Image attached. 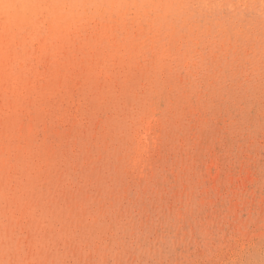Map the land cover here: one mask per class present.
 I'll use <instances>...</instances> for the list:
<instances>
[{"label": "bare ground", "instance_id": "obj_1", "mask_svg": "<svg viewBox=\"0 0 264 264\" xmlns=\"http://www.w3.org/2000/svg\"><path fill=\"white\" fill-rule=\"evenodd\" d=\"M216 120L226 127L227 134H235L232 138L235 143L243 139L236 133L259 134L264 131V0H0V264H35L39 263V257L50 256L48 241L42 253L40 250L32 253L28 246H24L20 241L19 219L30 232L28 245L35 248L42 244L46 229L53 228L54 235L59 238L66 235L59 232L62 223L76 221L82 229L74 232L77 241L78 238L82 242L90 238L102 245L110 238L113 242H109V249L113 250L114 240L125 230V220L121 215L122 212L126 215V209L114 198L124 192L127 185L123 187V180L139 174L146 176L151 168L155 178L166 170L165 166L173 167L174 160H179L183 153L181 144L184 145V138L187 136L188 143L192 141L188 138L191 129L212 134L219 126ZM67 124H70L65 130L68 133L54 132V127L58 130L55 125L63 128ZM206 138L195 141L196 150L191 156L184 155L186 161L197 156L195 167L182 175V178L186 177L190 191H196L199 181L195 178L205 173L206 178H214L220 172L216 181L222 189L228 188L222 168L224 162L228 163L225 161L228 155L224 154L225 160L217 155L216 168L211 172L197 166L209 145ZM90 145L95 147V152L90 151ZM156 151L164 157L154 158ZM78 157L81 158L78 168L87 182L85 190L101 184L102 196L106 200L113 198L107 210L113 225L108 224L111 221L103 214L91 221L85 215L78 216L76 211L82 202L89 206L94 201L85 197V193L84 197L80 195L79 208L70 210L63 207L66 198L50 196L48 186L53 180L55 186L58 185V195L66 192L64 178L73 176L75 164L72 166V161ZM84 157L89 158V164L82 162ZM50 203L51 209L48 207ZM86 213L91 214V210ZM247 236L245 239H249ZM53 237L49 233L48 240H58ZM162 238L164 240L165 237ZM239 238L242 241L243 238ZM125 247L130 246L127 244ZM51 258L59 262L58 252H54ZM253 260L248 264H256ZM55 262L48 260V264Z\"/></svg>", "mask_w": 264, "mask_h": 264}, {"label": "rangeland", "instance_id": "obj_2", "mask_svg": "<svg viewBox=\"0 0 264 264\" xmlns=\"http://www.w3.org/2000/svg\"><path fill=\"white\" fill-rule=\"evenodd\" d=\"M216 124L219 123V120L215 121ZM222 123H219V126L213 131L212 134H203L198 132L196 129H191L190 135H188V138H190L192 141L191 142H187V136L184 138L185 142L183 141V144H181L183 150V153H181V156L178 159L174 160L173 162V167L171 168H167V166H165L164 168L166 169L165 171H162L159 176H156L154 178V174H153V169H149V173L145 175L140 176L136 175L134 177H128L126 179L123 180V187L124 192L122 193V195H118L115 196L114 198H117L118 202L120 203V205H122L121 207L124 208L125 207V213L126 215L123 214L122 212V217H124V227L125 230L123 229L116 240L115 241V246L113 247V250L110 251L109 248H111V244L113 242V239L108 238L107 241L104 240V242L102 243V245L99 244L98 240H92L90 238H87L85 241H81L78 238L74 237V232H80L82 231V229L80 228L81 224L77 223L76 221H69L66 222L64 221L62 223L63 226H60L59 228V232L61 234L66 233V235L64 234L63 236H60L59 238H57L54 235V229L50 228V229H46L45 232V236L44 239L42 240V244L38 246V248H35L34 246H30L28 244H30V239H31V235L30 232L28 231V229H25L26 227H24L22 225V220L19 219V223H20V241L23 242L24 246L30 249V251L32 253H35L37 251H39V253H42V251H44L43 249L46 247L47 245V241L49 243V245L51 246L50 249V256H45V257H39L38 262L39 263H35V264H48V260L51 259L52 262L53 258H51L52 254L54 252H58L59 254V262H55V264H63L64 262H66V264H83V263H87V264H127V258L128 259V264H209L210 262H213L211 264H248L250 260L255 261L256 264H264V236H262L264 234V131H262L261 133H252V132H247V133H236V135L241 136L240 139L237 143L233 142L234 135L235 134H227V129L225 126H221ZM70 126V124L65 125L63 128L60 127V125H55L58 130H56V128L54 127L53 130L54 132L57 131L58 133L56 134H64V131L68 130L69 128H67V126ZM68 126V127H69ZM43 127H46V125H43ZM44 129V128H43ZM61 130L63 132H61ZM65 131V132H66ZM60 132V133H59ZM68 133V132H66ZM260 135V136H259ZM190 136V137H189ZM204 136V137H203ZM205 136H207L206 141L208 147H207V151L205 153H203L201 155L200 158V163L199 165L197 164V166H201L202 169H210V172L213 171L214 168H216V156H220L224 159V154L228 155V159L225 160L228 163H223L222 168H223V175L224 178L227 180V189H222V187L217 183L216 178L217 175L219 176L221 173L218 172L217 175H215V177L213 178L212 176H209L208 178L205 177V174H200L198 175L195 179H197L199 181L198 187L196 189V191H190V186L186 177L182 178V175L186 172V170L192 169L193 167H195V162L194 160L197 159V156H193V162L192 161H186L184 159V155L186 156H191V153H194V150H196V144L195 141L198 140H203L205 138ZM257 138V139H256ZM263 138V139H262ZM194 140V141H193ZM262 140V141H261ZM55 142V141H54ZM193 142V143H192ZM247 144V145H246ZM212 146V148H211ZM257 146V147H256ZM73 148H75V150L77 149L75 146H72ZM72 148V151L74 152L75 150ZM90 151L91 152H95V147H93V145H90ZM185 151V152H184ZM187 151V152H186ZM248 151V152H247ZM259 151V152H258ZM157 153V154H156ZM189 153V154H188ZM159 154V156H158ZM197 154V153H196ZM247 154V155H246ZM215 155V156H214ZM171 156L173 157L174 155L171 154ZM156 157H164V154H161L160 152L156 151L154 154V158ZM177 157V156H176ZM254 157V158H253ZM209 158V159H208ZM247 158V160H246ZM251 158V159H250ZM81 159V158H80ZM79 157L74 159L72 162V166L75 164V167L73 166L74 172H73V176L71 178H64V190H66V192H61V194L58 195V185H56V183L53 180V183H51L48 188L49 189V193L50 196H57V197H62L64 199L63 202V207L66 209H72L73 207L75 208H79V202H80V195L88 198H92L94 199L93 203H91L89 206L86 205L84 202H82L80 204V208L79 210H77V214L78 216L82 217L85 215L86 219L91 221L90 219H96L98 216H100L101 214L107 217V220L112 219V217L110 216V214L108 213V209L111 207V202L110 199L112 201L113 198H107V200L105 199V197L102 196V185L101 184H97L95 186V188L90 189V187H87V189L85 190L84 185H86V181L84 180V174L81 173V169L78 168L80 167V165L78 163H81ZM87 158H83L82 162H84L85 164H89L90 160L89 158L86 160ZM262 159V160H261ZM77 160V162H76ZM209 160V161H208ZM86 161V162H85ZM89 161V162H88ZM208 161V162H207ZM212 163H211V162ZM244 161V162H243ZM215 163V164H214ZM78 164V165H77ZM180 164V165H179ZM192 164V165H191ZM226 164L228 166H226ZM240 164V166H239ZM96 166V165H95ZM184 166V167H183ZM254 166V167H253ZM192 167V168H191ZM209 167V168H208ZM231 167V168H230ZM244 169H243V168ZM258 167V169H257ZM78 168V169H77ZM95 168V167H94ZM182 168V169H181ZM171 169V170H170ZM233 169V172H232ZM235 169V170H234ZM239 169V171H238ZM243 169V170H242ZM80 170V171H79ZM254 170V171H253ZM151 171V172H150ZM220 171H221V167H220ZM225 171V172H224ZM248 171V172H247ZM222 172V171H221ZM229 172V173H228ZM247 172V173H246ZM261 172V173H259ZM76 173V174H75ZM174 173V174H173ZM181 173V174H180ZM225 173V174H224ZM248 175H246V174ZM244 176H243V175ZM252 174V175H251ZM83 176V179H81V177ZM148 175L149 178H148ZM227 175V176H226ZM235 175V177H233ZM256 175V176H255ZM260 175V176H259ZM138 176V177H137ZM180 176V177H179ZM187 176V175H186ZM246 176V178H245ZM248 176V178H247ZM141 177V178H140ZM231 177V178H229ZM237 177V178H236ZM242 177V179H241ZM251 179H250V178ZM255 177V179H254ZM79 178V179H78ZM134 178V179H133ZM139 178V180H138ZM144 178V179H143ZM147 178V179H146ZM213 179V180H210ZM236 178V179H235ZM67 179V180H66ZM69 179V180H68ZM136 179V180H135ZM202 179V180H201ZM230 179V181H229ZM74 180V181H73ZM126 180V182H125ZM138 180V181H137ZM145 180V181H144ZM151 180V181H150ZM207 180V181H206ZM246 180V181H245ZM259 180V181H257ZM69 181V182H68ZM129 181V182H128ZM212 181L214 182L212 187L210 186L212 184ZM245 181V183H244ZM249 183H248V182ZM76 182V183H75ZM128 182V183H127ZM169 182H171L169 184ZM201 182V183H200ZM233 182V183H232ZM238 182V183H237ZM242 182V184H241ZM260 182V183H259ZM66 183V185H65ZM70 183V184H67ZM78 183V184H77ZM82 183V184H81ZM99 183V182H98ZM132 183V184H131ZM159 183V184H158ZM263 183V184H262ZM80 186L79 188L77 187V185ZM140 186H139V185ZM145 184V185H143ZM187 184L186 185H183ZM207 184V185H206ZM209 184V186H208ZM236 184V185H235ZM239 186H238V185ZM258 186H257V185ZM73 187H72V186ZM130 185V186H129ZM148 185V186H147ZM219 187H218V186ZM245 185V187H244ZM254 185V186H253ZM100 186V188H99ZM208 186V187H206ZM217 186V188H216ZM243 186V187H242ZM132 187V188H131ZM142 187L145 189L143 190ZM152 187V189H151ZM164 187V188H163ZM180 187V188H179ZM202 187V188H201ZM231 189H230V188ZM56 188V190H55ZM156 188V190H155ZM159 188V189H158ZM207 188V189H206ZM235 188V190H233ZM241 188L243 190H241ZM251 188V189H250ZM69 189V190H67ZM76 189V190H74ZM78 189V190H77ZM95 189V190H94ZM173 189V190H172ZM183 189V190H182ZM260 189V190H259ZM71 190V191H70ZM80 190V192H79ZM88 190V191H87ZM99 190V192H98ZM175 190V191H174ZM213 190V191H212ZM215 190V191H214ZM227 190V191H226ZM232 192H231V191ZM247 190V191H246ZM74 191V192H73ZM94 191L95 193L92 194L91 196V192ZM151 191V192H150ZM166 191V192H165ZM181 193H179V192ZM187 191V192H185ZM219 191V192H216ZM226 191V192H225ZM257 191L259 193H257ZM73 192V193H72ZM76 192V194H75ZM89 192V193H88ZM101 192V193H100ZM138 192V193H137ZM176 192V193H175ZM191 192V193H190ZM210 192V193H209ZM217 194H216V193ZM225 192V193H224ZM239 194L236 195L235 194ZM246 192V193H245ZM87 193L89 196H87ZM100 193V194H99ZM125 193V194H124ZM172 193V194H171ZM186 193V194H185ZM190 193V194H189ZM205 193H207L205 195ZM241 193V194H240ZM244 193V194H243ZM255 193H257L258 195H256ZM70 194V195H69ZM72 194V195H71ZM78 194V195H77ZM137 194V197H136ZM160 194H163L160 195ZM175 194V195H174ZM189 194V195H188ZM202 194V195H201ZM204 194V195H203ZM221 196V198L218 196ZM227 194V196H226ZM229 194V195H228ZM253 194V196H252ZM211 195V196H210ZM236 197H235V196ZM241 195V196H240ZM247 195V196H246ZM72 196V197H71ZM83 196V197H84ZM157 198H156V197ZM161 196V197H160ZM171 196V197H170ZM186 196V197H185ZM202 196V197H201ZM229 196H230V202L231 204L228 203L229 201ZM252 196V197H251ZM255 196V197H254ZM95 197V198H94ZM100 197V199H98ZM167 197V198H166ZM176 197V198H174ZM190 197V198H188ZM206 197V198H205ZM235 197V198H234ZM241 197V198H240ZM246 200V202L243 201V199ZM245 197V198H244ZM247 197V198H246ZM258 197V199H257ZM122 198V199H121ZM129 198V200H128ZM135 198V199H134ZM141 198V199H140ZM171 198V199H170ZM180 198V199H179ZM203 198V199H202ZM211 198V200H210ZM226 198V199H225ZM252 198V199H251ZM256 198V200H255ZM71 199V200H70ZM79 199V200H78ZM134 199V200H133ZM170 199V200H169ZM182 199V200H181ZM205 199V200H204ZM213 199L215 201H213ZM228 199V200H227ZM260 199L261 202L259 201ZM76 200V201H75ZM78 200V201H77ZM89 200V199H88ZM101 202H100V201ZM133 200V202H132ZM160 200V201H159ZM189 200V201H188ZM198 200V202H197ZM203 200V201H200ZM242 203H241V201ZM250 200V201H249ZM255 200V201H254ZM108 201V202H107ZM140 201V202H139ZM205 201V202H204ZM211 201V202H210ZM237 201V202H234ZM125 202V203H124ZM173 202V203H172ZM216 202V204H215ZM225 202V203H224ZM233 202V204H232ZM99 203V204H98ZM109 203V204H108ZM201 203V204H200ZM205 203V204H204ZM220 203V204H219ZM237 203V204H236ZM241 205H240V204ZM250 203V204H249ZM259 203V204H258ZM76 204V205H75ZM96 204V205H95ZM103 204V205H102ZM108 204V206H107ZM162 204V205H161ZM170 204V205H168ZM223 204V205H221ZM225 204V205H224ZM227 204V205H226ZM249 204V206H248ZM252 204V205H251ZM254 204V205H253ZM256 204V205H255ZM258 204V205H257ZM263 206H262V205ZM72 205V206H71ZM85 205V206H84ZM92 205V206H91ZM99 205V206H98ZM102 205V206H101ZM127 205V206H126ZM139 205V206H138ZM145 205V206H143ZM161 205V206H160ZM175 207H174V206ZM178 205V206H177ZM198 205V206H197ZM212 205V207H211ZM221 205V207L219 206ZM236 205V206H233ZM246 205V206H245ZM260 205V206H259ZM69 206V207H68ZM104 206V208H103ZM190 206V207H189ZM217 206V207H216ZM225 206V207H224ZM230 206V207H229ZM242 208H241V207ZM253 206V207H252ZM48 207L51 209V203L48 205ZM91 207V208H90ZM99 207V208H98ZM134 207V209H133ZM143 207V208H142ZM165 207V208H164ZM197 207V208H196ZM204 207V208H203ZM220 207V208H219ZM234 207V208H233ZM236 207V208H235ZM245 207V208H244ZM262 207V208H261ZM88 208V209H87ZM138 208V209H137ZM142 208V209H141ZM154 208V209H153ZM178 210H177V209ZM186 208V210H185ZM195 208V209H194ZM201 208V209H200ZM207 208V210H205ZM212 208V209H211ZM215 208V209H214ZM216 208L218 210H216ZM240 208V209H238ZM248 208H250L248 210ZM252 208V209H251ZM258 208V209H257ZM261 208V210H260ZM86 209V210H85ZM91 210V214H87L86 211L87 210ZM93 209V211H92ZM96 209V210H95ZM138 211H137V210ZM153 209V211L151 210ZM191 209V210H189ZM198 209V210H197ZM203 209V210H202ZM211 209V210H210ZM214 209V210H213ZM258 211H257V210ZM263 209V210H262ZM98 210V211H97ZM106 210V211H105ZM163 210V213H162ZM180 210V211H179ZM216 210V211H215ZM244 210V211H243ZM96 211V212H95ZM144 211V212H143ZM156 211V212H155ZM169 211V212H168ZM186 211V212H185ZM190 211V212H188ZM205 211V213H204ZM212 211V212H211ZM240 211H243L240 213ZM250 213H249V212ZM255 211V212H254ZM129 212V213H128ZM166 212V213H165ZM175 212V213H174ZM180 212V213H179ZM219 212V213H218ZM246 212V213H245ZM105 213V214H104ZM135 213V214H134ZM156 213V214H155ZM161 213V214H160ZM186 213V214H185ZM190 213V214H189ZM198 213V214H197ZM202 213V214H201ZM217 215H216V214ZM240 213V214H239ZM245 213V214H244ZM254 213V215H253ZM97 214V215H96ZM121 214V212L119 213ZM142 214V215H141ZM148 214V215H147ZM178 214V215H177ZM180 214V215H179ZM192 214V215H191ZM200 214V215H199ZM204 214V215H203ZM226 214V215H225ZM237 214V216H236ZM244 214V215H243ZM258 214V215H257ZM131 215V217H130ZM146 215V216H145ZM187 215V216H186ZM228 215V216H227ZM257 215V216H256ZM92 216V217H91ZM138 216V217H137ZM152 216V217H150ZM183 216V217H182ZM192 216V217H190ZM206 218H205V217ZM231 216V217H230ZM242 216V217H240ZM248 216L250 218H248ZM253 216L255 217L253 219ZM261 216V218H260ZM128 217V218H127ZM147 217V218H146ZM172 217L174 219H172ZM196 220H195V218ZM198 217H200L198 219ZM226 217H227V221H226ZM230 217V219H229ZM237 217V218H236ZM247 217V218H246ZM127 218V220H126ZM131 218V219H130ZM165 218V219H164ZM167 218V219H166ZM179 220H178V219ZM183 218V219H182ZM193 218V219H191ZM216 218V219H215ZM239 218V220H238ZM255 220V221H253ZM260 218V220H258ZM159 219V220H158ZM163 219V220H161ZM189 219V220H187ZM203 223H202V221ZM225 219V220H224ZM228 219L230 220L228 222ZM233 221H232V220ZM247 219V221L245 220ZM257 219V220H256ZM145 220H147L145 222ZM161 220V222H160ZM172 220V221H171ZM199 220V222H198ZM208 220V221H207ZM219 220V221H218ZM222 220V221H221ZM251 220V221H250ZM111 221V220H110ZM108 221V222H110ZM113 221V219H112ZM112 221L110 223H108L109 225H113ZM133 221V222H132ZM140 221V223H139ZM175 221V222H173ZM186 221V223H185ZM190 225H188V223ZM214 221V223H213ZM216 221V222H215ZM222 223H221V222ZM234 223H232V222ZM241 221V222H238ZM250 221V223H249ZM127 222V223H126ZM151 222V223H150ZM171 222V223H170ZM196 222V223H195ZM209 222V223H208ZM211 222V223H210ZM218 222L219 226H218ZM238 224H236V223ZM243 222V223H242ZM246 222V224H245ZM259 222V224H258ZM263 222V223H261ZM41 223V222H40ZM112 223V224H111ZM133 223V224H132ZM158 223V224H157ZM167 225H166V224ZM170 223V224H169ZM177 223V224H176ZM192 223V225H191ZM198 223V224H197ZM225 223L227 226L225 227ZM257 223V224H256ZM73 224V225H72ZM130 226H129V225ZM166 229H165V226ZM175 224V225H174ZM180 224V225H179ZM182 224V225H181ZM187 224V225H186ZM197 224V225H196ZM205 224H207L205 226ZM210 224V225H208ZM243 228H242V225ZM250 226H249V225ZM252 224V225H251ZM41 225V224H40ZM72 225V226H71ZM127 225V226H126ZM145 225V226H144ZM150 225V226H149ZM170 225V226H169ZM179 225V226H178ZM203 227H201V226ZM212 225V226H211ZM214 225H216V227H214ZM223 225V226H222ZM239 225V226H238ZM248 225V226H247ZM258 225V226H256ZM69 226V227H68ZM79 226V227H78ZM129 226V227H128ZM181 226L183 227V229L181 228ZM188 226V227H187ZM196 226V227H195ZM211 226V227H210ZM232 226V227H230ZM237 226V227H236ZM111 230L112 229V226ZM148 227V228H147ZM192 227V228H191ZM200 227V229H199ZM214 227V228H213ZM219 227V228H218ZM223 229H222V228ZM68 228V229H67ZM71 228V229H69ZM142 228V230H141ZM160 228V229H159ZM163 228V229H162ZM170 228V229H169ZM175 228V229H174ZM179 228V229H178ZM203 228V230H202ZM217 228V229H216ZM231 228V229H229ZM234 228V229H233ZM249 228V229H247ZM174 229V231H173ZM178 229V230H177ZM213 229V230H212ZM49 230V231H48ZM133 230V231H132ZM154 230V231H153ZM158 233H157V231ZM161 230V231H160ZM180 230V232H179ZM186 230V231H185ZM190 230V231H189ZM193 232H192V231ZM200 230V232H199ZM210 230V231H209ZM219 230H221L219 232ZM228 230V232H227ZM231 230H235L234 232ZM239 230V231H238ZM246 232H244V231ZM253 230V231H252ZM261 230H263V232H261ZM22 231V232H21ZM63 231V233H62ZM67 231V232H66ZM72 231V233H71ZM145 231V232H144ZM156 231V232H155ZM160 231V232H159ZM164 233H161L163 232ZM166 231V232H165ZM168 231V232H167ZM172 231V232H171ZM215 233H213V232ZM226 231V232H225ZM231 231V233H230ZM237 231V232H236ZM242 231V233H241ZM24 232V235H23ZM124 232V233H123ZM131 232V233H130ZM136 232L138 235H136ZM149 232V233H148ZM155 232V233H154ZM171 232V233H170ZM176 232V233H175ZM192 232V233H191ZM205 232V233H204ZM208 232V234H207ZM211 232V233H210ZM239 232V233H238ZM49 233H52V236L56 237L58 240H55V242H53L54 240H48L49 238ZM122 233V234H121ZM130 233V234H129ZM140 233V235H139ZM157 233V234H156ZM210 233V234H209ZM226 233V234H225ZM234 233V234H233ZM261 233V234H259ZM113 234V233H112ZM154 236H153V235ZM174 234V235H173ZM180 234V236H179ZM184 234V235H183ZM188 234V235H187ZM207 234V236H206ZM218 234V235H217ZM220 234V235H219ZM232 236H231V235ZM248 234V236H247ZM23 235V236H22ZM125 235V236H124ZM143 235V236H141ZM150 235V236H149ZM165 237L164 240H162L163 238L161 237ZM178 235V237H177ZM183 235V236H182ZM213 235V236H212ZM217 235V236H216ZM228 235V236H227ZM234 235V236H233ZM237 235V236H236ZM241 235V236H240ZM258 235H261L262 237H259ZM67 236V237H66ZM73 236V237H72ZM130 236V237H129ZM139 236L138 240L137 237ZM145 236V237H144ZM160 236V237H159ZM174 236V237H173ZM189 236V237H188ZM192 236V237H190ZM233 238H231V237ZM249 237V239H245V237ZM53 237V238H54ZM72 237V238H71ZM121 237V238H120ZM129 237V238H128ZM148 237V238H147ZM153 237V238H152ZM158 237V238H156ZM171 237V238H168ZM177 237V238H176ZM182 237V238H181ZM186 239H185V238ZM194 237V238H193ZM198 239H197V238ZM205 237V238H204ZM212 237V238H211ZM243 238L242 241L239 238ZM62 238V239H61ZM67 238V239H66ZM136 238V239H135ZM141 238V239H140ZM180 238V239H179ZM191 238V239H190ZM227 241H226V239ZM263 238V239H262ZM90 239V240H89ZM125 239V240H124ZM131 239V240H130ZM140 239V241H139ZM155 239V240H154ZM172 239V240H171ZM174 239V241H173ZM185 239V240H184ZM217 239V240H216ZM220 239V240H219ZM229 239V240H228ZM237 239V240H234ZM239 239V240H238ZM256 239V240H255ZM80 240V241H79ZM112 240V241H111ZM124 240V241H123ZM129 240V241H128ZM142 240V241H141ZM151 240V241H150ZM162 240V241H161ZM191 240V243L190 241ZM200 242H199V241ZM205 240V241H203ZM46 241V244L44 246V242ZM77 241V242H76ZM93 241H95V243H92ZM131 241V242H130ZM136 241V242H135ZM148 241V242H147ZM158 243H157V242ZM184 241V242H183ZM186 241V242H185ZM188 241V243H187ZM209 241V244H208ZM215 241V242H214ZM249 241V242H248ZM260 241V242H259ZM98 242V243H97ZM110 242V243H109ZM121 242V243H120ZM123 242V244H122ZM135 242V243H134ZM140 242V243H138ZM142 242V244H141ZM145 242V243H144ZM147 242V243H146ZM180 242V243H179ZM193 242V243H192ZM194 242H196L194 244ZM200 245H198V243ZM203 242V243H202ZM213 242V243H212ZM231 242V243H230ZM259 242V243H258ZM262 242V244H261ZM52 243H54L52 245ZM68 243V244H67ZM89 243V244H88ZM92 243V244H91ZM117 243V244H116ZM144 243V244H143ZM151 243V245H150ZM156 243V244H155ZM179 243V244H178ZM187 243V244H186ZM216 243V244H215ZM226 243V245H225ZM241 243V244H240ZM254 243V244H253ZM83 244V245H81ZM91 244V246H90ZM121 244V245H120ZM127 244H129L130 247H125ZM162 248H161V246ZM172 244V245H171ZM186 244V245H185ZM191 244V245H189ZM215 244V245H214ZM240 244V245H239ZM243 244V245H242ZM251 244V245H250ZM258 244V246L256 245ZM71 245V246H70ZM120 245V246H118ZM135 245V247H134ZM144 245V246H143ZM155 245L157 247H155ZM179 245V246H178ZM238 245V246H237ZM75 246V247H74ZM88 246V247H87ZM90 246V247H89ZM143 246V247H142ZM146 246V247H145ZM153 246V247H152ZM171 246V247H170ZM174 246V247H172ZM181 246V247H180ZM206 246V247H205ZM208 246V247H207ZM223 246V247H222ZM232 246V247H231ZM241 246V247H239ZM249 246V247H248ZM260 246V247H259ZM83 247V248H82ZM100 247V248H99ZM125 247V248H123ZM138 247V248H137ZM140 247V248H139ZM150 247V248H149ZM169 247V250L167 249ZM186 247V248H185ZM188 247V248H187ZM198 247V248H196ZM203 247V249L201 248ZM220 247V248H219ZM27 248V251H28ZM40 248V249H39ZM78 248V249H77ZM82 248V249H81ZM98 248V249H97ZM101 248L103 249V251L101 252ZM105 248V250H104ZM107 248V249H106ZM116 248V249H115ZM124 250H123V249ZM136 250H134V249ZM142 248V249H141ZM146 248V249H145ZM156 251V249H158ZM166 248V249H165ZM171 248V249H170ZM173 248V249H172ZM176 248V249H175ZM194 248V250H193ZM196 248V249H195ZM219 248V249H218ZM243 248V249H242ZM260 248V249H259ZM68 249V250H66ZM80 249L82 251H80ZM87 249V251H86ZM122 249V250H121ZM175 249V250H174ZM183 249V250H182ZM212 251H211V250ZM219 251H218V250ZM223 249V250H222ZM229 249V252H228ZM235 249V250H234ZM250 249V250H249ZM257 249V250H256ZM64 250V251H63ZM78 252H77V251ZM100 252H99V251ZM177 250V251H176ZM181 250V251H180ZM196 250V251H195ZM246 250V252H245ZM129 251V252H128ZM135 253H134V252ZM150 251V252H149ZM170 253H169V252ZM173 251V252H172ZM189 251V252H188ZM193 253H192V252ZM200 251V252H199ZM211 253H210V252ZM217 251V252H216ZM226 251V252H225ZM77 252V253H76ZM117 252V253H116ZM126 252L124 255L123 253ZM144 252V253H143ZM147 252V253H146ZM155 252V253H154ZM177 252V253H176ZM184 252V254H183ZM215 252V253H213ZM121 253V254H120ZM131 253V255H130ZM137 253V254H136ZM154 253V254H152ZM158 253V254H157ZM163 255H162V254ZM167 253V254H166ZM174 253V254H173ZM190 253V254H189ZM199 253V254H198ZM210 253V255H209ZM225 253H229L228 255ZM255 253V255H254ZM259 253H261L259 255ZM92 254V256H91ZM95 254V256L93 255ZM111 254V255H110ZM113 254V256H112ZM118 254V256L116 255ZM127 254V255H126ZM136 256H135V255ZM140 254V255H139ZM143 254V255H142ZM149 254V256H151V258L149 256H147ZM177 254V255H176ZM213 256H212V255ZM233 256H232V255ZM71 255V257H70ZM98 255V256H97ZM108 255V256H107ZM129 255V256H128ZM190 255V256H189ZM198 255V256H197ZM229 258H227L226 257ZM263 257H262V256ZM63 256V257H62ZM91 256V259H90ZM125 256V257H124ZM135 256V257H134ZM139 256V257H138ZM143 256V257H141ZM153 256V257H152ZM155 256V257H154ZM166 256V257H165ZM195 256V257H194ZM197 256V257H196ZM200 256V258H199ZM250 256V257H249ZM253 256H255L254 258H252ZM87 257V258H86ZM96 257V258H95ZM99 257V258H98ZM103 257V258H102ZM107 257V258H106ZM110 257V258H108ZM114 257V259H113ZM117 257V258H116ZM123 257V258H122ZM133 257V258H132ZM180 257V258H179ZM194 257V258H193ZM226 257V258H225ZM236 257V258H235ZM62 258V259H61ZM106 258V260H105ZM137 260H135V259ZM142 258V259H141ZM161 258V259H160ZM219 258V259H218ZM232 258V259H231ZM81 259V260H80ZM99 259V260H98ZM101 259V260H100ZM116 259V260H115ZM120 259V260H119ZM134 259V260H133ZM141 259V260H140ZM154 259V260H153ZM163 259V260H162ZM189 259V260H187ZM192 259V260H191ZM218 259V260H217ZM223 259V260H222ZM260 261H259V260ZM64 260V261H63ZM110 260V261H109ZM130 260V261H129ZM151 260V261H148ZM184 260V261H183ZM229 260V261H228ZM241 260V261H240ZM70 261V262H69ZM75 261V262H74ZM107 263H106V262ZM117 261V263H116ZM123 261V262H121ZM155 261V262H154ZM159 261V263H158ZM172 261V262H171ZM177 261V262H176ZM188 261V262H187ZM192 261V263H191ZM194 261V262H193ZM198 261V262H197ZM73 262V263H72ZM101 262V263H100ZM112 262V263H111ZM148 262V263H147ZM154 262V263H153ZM65 264V263H64Z\"/></svg>", "mask_w": 264, "mask_h": 264}]
</instances>
